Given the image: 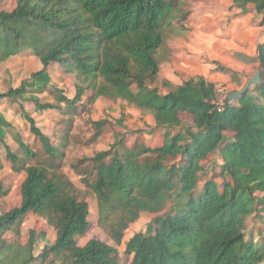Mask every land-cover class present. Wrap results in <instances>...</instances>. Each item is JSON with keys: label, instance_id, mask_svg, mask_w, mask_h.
<instances>
[{"label": "trees", "instance_id": "16d2710c", "mask_svg": "<svg viewBox=\"0 0 264 264\" xmlns=\"http://www.w3.org/2000/svg\"><path fill=\"white\" fill-rule=\"evenodd\" d=\"M231 1L262 14L264 23V0ZM3 2L0 63L29 50L42 65L33 75L56 63L86 84L76 85L72 98L54 88V103L33 100L38 112L73 113L87 88L93 92L91 102L99 97L123 100L148 112L153 128L163 132L157 146L142 141L127 147L122 136L108 150L73 165L83 168L81 182L95 197L98 226L116 245L140 213L156 214L153 233L137 232L128 239L124 254L129 263L264 264V242L245 237L247 220L257 211L256 193L264 196V40L255 57L247 59L258 64L255 95L246 89L237 103L227 98L218 111L215 83L203 76L179 85L164 81L165 93L148 85L159 72L155 54L163 44V27L178 11L174 0H8L5 6ZM218 70L230 71L221 65ZM4 97L26 100L25 82L10 86L0 94ZM23 116L45 153L53 160L61 157L59 146L65 145L67 131L57 147L31 116L24 112ZM184 117L191 122L185 128ZM94 124L98 136L105 121ZM13 138L22 156L1 136L0 142L12 170L25 177L17 187L19 203L0 213V264H121L112 245L97 239L77 243L89 227L87 201L54 161L28 164L37 154L17 134ZM214 153L221 158V183L208 179L196 195L202 162ZM5 194L0 184V198ZM167 207L170 212L164 213ZM30 212L56 232L53 243L38 254L39 234L34 230L25 243L7 238Z\"/></svg>", "mask_w": 264, "mask_h": 264}, {"label": "rangeland", "instance_id": "374dc122", "mask_svg": "<svg viewBox=\"0 0 264 264\" xmlns=\"http://www.w3.org/2000/svg\"><path fill=\"white\" fill-rule=\"evenodd\" d=\"M174 1L178 4V11L170 24H165L163 27V44L155 54L159 63V72L155 80L148 82V85L157 87L161 93H165L168 89L163 85L164 81H168L171 85H179L190 77L206 73L209 67L211 72L222 77L214 83L216 87L222 88L226 97L229 98L234 90L233 85L236 84L234 77L241 75L242 71L225 61L227 58L233 60L236 58L251 62L247 60V57L244 58L243 54L253 52L260 43L258 38L262 32L264 33V23L261 22L263 15L257 14L249 7L245 10L243 7L236 6L231 0ZM7 2L8 0H4L3 5L5 6ZM218 65L230 71H219ZM41 69L39 60L29 50L18 57L0 63V94L10 86L17 87L23 81L27 92V99L23 101L16 98H0L2 117L0 136L4 144L20 156L22 152L13 135L17 134L24 143L28 144L37 154L36 158L27 160L28 164L45 166L54 161L58 170L77 188L79 196L87 201L89 227L83 236L76 238L80 246L90 239H97L116 249L119 263L130 264V258L124 254L128 239L137 232L153 233L156 214L140 213L139 218L125 231L121 244L116 245L107 232L98 226L95 197L90 188L81 182L83 168L80 166L73 168V165L82 158H91L100 151L108 150L122 136L127 147L135 143L140 144L142 141L157 146L162 141L163 132L153 128L154 120L148 112L141 111L123 100L99 97L91 102L88 98L93 92L87 88L73 113L62 114L56 109L38 112L33 100L54 103L55 95L52 92L54 88L68 98H72L76 85L86 87V84H81L73 75L65 73L60 64L53 63L42 74L33 75ZM252 72L253 70H250L249 77H246L244 83L250 81ZM226 78L229 82L222 81ZM248 85V89L252 92L251 88H254L252 83ZM133 89L135 90L134 87ZM22 110L36 121L41 132L47 135L57 147L61 136L67 131L65 145L59 146L61 157L53 160L45 153L40 142L30 132ZM101 120H104L105 124L100 128L98 136H94L97 130L94 123ZM190 123L188 118H183V128ZM230 136L226 133L227 139ZM4 144L0 142V184L6 190V194L0 198V213L8 206L19 203L17 187L25 177L24 172L12 170L4 154ZM220 163L219 153L210 155L202 162L203 170L195 191L196 195L201 192L203 183L208 179L221 183L218 177ZM256 197L257 211L247 220L245 237L260 243L264 242V196L256 193ZM169 212L170 209L167 207L164 213ZM30 230L39 234L35 254H38L43 246L52 244L55 239V229L43 217L32 212L23 218L16 231L7 233V238L19 239L21 243H25Z\"/></svg>", "mask_w": 264, "mask_h": 264}, {"label": "crops", "instance_id": "0c3cea01", "mask_svg": "<svg viewBox=\"0 0 264 264\" xmlns=\"http://www.w3.org/2000/svg\"><path fill=\"white\" fill-rule=\"evenodd\" d=\"M258 39H259V42H262L264 40V33L263 32L261 33V35H260V37ZM26 52H28V50L24 51V52H22L20 54H17V55H15L13 57H10L8 60H10L11 58H14V57H18V56H20V55H22L23 53H26ZM243 53H240V54H243ZM244 54H246V55H244ZM244 54H243L244 58L247 57L249 59V58L255 57L256 48H254L253 52H249V53L246 52ZM234 59L235 60H233L232 58H227V61H225V62L226 63H231V66H235V67L237 66V68H239L242 71L241 72L242 74L237 76V77H234V82L236 84L233 85L234 87L232 86L234 88V90L231 92V94L229 95V98H228L229 102H231V103H237L238 97L240 96V93L243 92L244 90L247 89V90L251 91L250 89H248V86H249L248 83L251 82L252 86L254 87L255 84L257 83V80H258L257 79L258 64L256 62L248 63V62H244L243 60L241 61V59H236V58H234ZM250 70H253V72L251 73L252 78L250 79V81L248 83H244V82H246V77H249ZM199 76H203L208 81L213 82V83L217 82L216 80H219L218 78H222L220 75H216V73L211 72L209 67L206 69V73H202V75H199ZM231 80L232 79H230V81ZM222 81L227 82L228 79L226 78V80L224 79ZM251 89H253V88H251ZM252 94L254 95L255 93L253 92ZM232 96H235V97H232Z\"/></svg>", "mask_w": 264, "mask_h": 264}, {"label": "built area", "instance_id": "2783aa9c", "mask_svg": "<svg viewBox=\"0 0 264 264\" xmlns=\"http://www.w3.org/2000/svg\"><path fill=\"white\" fill-rule=\"evenodd\" d=\"M227 98L228 97H226V95L224 94V90L222 88L215 86L214 104H215V107L218 111H220L224 107Z\"/></svg>", "mask_w": 264, "mask_h": 264}]
</instances>
